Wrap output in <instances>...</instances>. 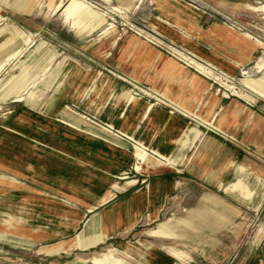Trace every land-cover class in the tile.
I'll list each match as a JSON object with an SVG mask.
<instances>
[{"label":"rangeland","instance_id":"1","mask_svg":"<svg viewBox=\"0 0 264 264\" xmlns=\"http://www.w3.org/2000/svg\"><path fill=\"white\" fill-rule=\"evenodd\" d=\"M76 1L83 3L94 15L80 21H75L76 16L67 18L65 6L70 0H0V132L18 144L16 149L27 152L31 157L29 168L22 164L0 167V182L4 184L0 189V264H96L100 259H95V262L91 259L106 253L104 247L113 248L114 255L126 260V264H147L139 262L138 252L141 248L137 246L142 243L148 248L147 244L155 242L148 237L147 228L170 218L185 217V209L201 208L203 204L197 200L203 192L225 201L226 194L219 187L209 184L193 186L189 180L188 161L185 162V158L192 153L195 139L187 131L180 133L171 151L164 154L175 160L174 168L160 165L154 173H147L150 166L133 155V140L118 131L130 108L129 102L115 100L124 90H128L141 105L153 104L154 113L170 111L186 128L195 127L209 134L211 140L214 138L230 144H241L230 134V127L249 124L252 128L254 112L264 116V99L254 95L243 83L249 82L248 77L260 75L255 72L254 65L264 60V0ZM173 1H176L178 11L175 5L176 8L170 6ZM155 27L165 28L173 37L159 33ZM218 27L225 30L221 31ZM218 32L232 38L239 35L246 45L251 43L254 46L257 43L251 49L254 51L252 54L238 59L243 64L239 66L240 71L234 74L233 70H225L220 65V62L226 65L235 63L232 54H224V50L219 48L221 42L216 40V35L220 34ZM125 40H128L127 43L135 41L139 48L130 51ZM227 44L232 43L227 41ZM191 45H195L196 50ZM144 46L161 53V59L184 71L189 81H175L172 70L167 66L169 64L163 67V71L152 75L159 63L154 59L144 61ZM200 67L209 70L210 75L202 72ZM71 77L77 81L83 78L82 85L78 84L81 86L75 92L59 93L65 81ZM193 81L206 87L195 93L194 97ZM243 95H250L253 99L249 101ZM208 97L214 98V105L206 113L204 100ZM30 98L45 101V112L30 106L27 102ZM237 101L241 104H237ZM113 105L118 106L117 112L105 117L106 113L112 111ZM238 105L253 114L250 119L245 113H238L236 117L232 111ZM182 110L192 111L206 121L211 119L213 113H217L213 121L224 113L227 124L221 125V131L207 129L200 118L185 116ZM22 113L36 121L44 120L85 137L87 142L82 145L88 149L79 148L76 153L58 148L53 143L68 142L58 136L53 138V132L33 122L28 134L19 132L15 129L16 125L12 128V124ZM64 113L74 115L79 129L61 122ZM144 113L141 109L134 121L133 137L163 138L165 133H160L147 121L150 113ZM111 120L113 128H108L106 125ZM42 133L48 134L46 139L42 138ZM201 141L194 152L199 149ZM241 145L250 148L244 142ZM90 146H93V150L111 151L110 147L114 148L116 155L122 151L126 153V160L129 157L130 161L124 168L126 174L121 175L116 171L113 176H108L109 173L104 171L109 167L106 159L104 163L101 161L104 155L100 151L97 154L88 153ZM136 164L143 170H136ZM118 167L121 165L116 164L115 170ZM100 175L108 176L105 183ZM123 176L126 178H121ZM154 177L172 181L175 184L173 191H176L164 204L158 223L150 224L145 230L136 224L134 233L106 238L105 242L96 246L81 248L76 245L82 238L95 235L105 228L102 210L113 203L106 202L88 212L89 201L73 202L71 199H91L89 195L82 197L80 194L84 191L91 194L97 191L95 188L100 184L109 191L115 184L120 186L135 180L133 184H127L129 191H132L148 184ZM233 182L229 183H232L230 189L240 190L242 185L239 183L237 186L240 188H237ZM193 191L196 195H188ZM44 202L58 211L53 209L54 215H47L39 211V205L38 211L27 214L11 208V205L19 203L37 204L36 207ZM221 204L227 207V212L237 208L233 203ZM8 215L24 216V220L18 223L20 231L34 225L35 228L39 225L45 228L39 235L27 238L32 241L31 244H21L17 240L19 236H27L23 232L11 229L9 235H5L4 230L13 227L10 224L2 227V220L17 223ZM202 218L204 229L188 232L180 238L159 239V248L171 256L166 248L168 246L182 253L183 257L178 259L180 262L177 264H264V194L261 203L249 217L227 218L231 221L222 223L213 212H205ZM139 231H142L141 236ZM46 232L49 234L46 235ZM60 244L64 247L60 251L53 249ZM123 244L134 247L130 246V250H127L124 247L127 245ZM125 249L130 256H124Z\"/></svg>","mask_w":264,"mask_h":264},{"label":"crops","instance_id":"2","mask_svg":"<svg viewBox=\"0 0 264 264\" xmlns=\"http://www.w3.org/2000/svg\"><path fill=\"white\" fill-rule=\"evenodd\" d=\"M174 3H171L170 6L172 8L174 7L176 1H173ZM177 7V5H175ZM174 7V8H176ZM178 11V7H177ZM65 15L66 17L76 16L75 21L85 20L88 17H92L94 15L93 12H90L87 10L85 5L79 1L76 0H70V2L65 6ZM99 22L101 19H98ZM156 30H158L159 33H165L167 35H171L173 37V34L166 31L163 27H155ZM221 31H224L225 29H222V27H218ZM91 30V29H90ZM220 33V34H219ZM219 35H216V40L221 42V46L219 47L224 54H232L233 60L235 64H228L220 62V65L222 68H228L229 70H233L234 74L236 71H240V64L242 65V60H239V58L245 57L246 54H252L254 52L251 50L256 46L257 43H254V46L251 45V43H247V45L244 43V39L241 36L231 37L229 35H223L222 32H218ZM27 39V38H26ZM128 41V40H127ZM125 40V45H128L130 51H135L134 49L139 48L138 44L135 43V41L130 40L128 43ZM227 41L232 44H227ZM124 45V46H125ZM193 49L196 50L195 45H191ZM245 47V49L243 48ZM143 58H145L144 61H152L151 59L156 60V62L159 63V65L156 64V69H154L153 72H151L152 75H154L156 72L163 71V67H167L172 70V78L177 80L188 82V75L183 71H181L178 67L173 66L172 64L168 63L167 60L161 59V53L158 51H155L154 49H150L149 47H145L142 50ZM222 53V52H221ZM231 55V56H232ZM210 56L208 55V59ZM224 61H226L223 58ZM172 61V60H171ZM174 63V61H172ZM166 64H169L166 66ZM223 69V70H224ZM255 72L260 73L259 76L251 78L248 77L247 80L249 82H243L250 91L264 99V60L258 63H255L254 65ZM227 70V69H225ZM244 73V72H242ZM83 78L79 79L78 81L71 77L70 79L66 80L63 87L60 89V92L65 91H72L74 92L78 89V86H81ZM85 79V78H84ZM81 84V85H78ZM192 85V97H194L195 93H198V91H202L206 89L202 83H199L198 81L191 82ZM247 98V100L251 101L253 98L250 95H243ZM22 98V95H21ZM12 99L17 100V98ZM24 99V98H22ZM117 102L119 100L129 102L130 108L127 114H125L124 118L122 119V125L118 128V131L122 134L127 136L130 140H133V151L134 156L137 159L136 156V150L134 148V145L138 144L142 148H144L148 153L153 154L155 158H157L160 161V165H166L167 167L174 168L175 166V160L169 158L168 156L164 155L165 153L168 154L169 151H171V147L177 142V140L180 137V133H183V131H187L189 134L193 135L194 142L192 143L191 149L192 153L186 156L185 162L188 161L187 165V172L189 180L192 181L193 186H206V185H214L219 187V189L222 190L223 193L226 194L225 201L229 203H233L236 205L237 208H234L236 210L228 211L227 207L222 205L221 203L224 202V200L218 198L216 195L211 193H201L199 196L197 202H202L203 206L201 208H193V209H185L186 216L185 217H178V218H170L168 220H165L163 222L158 223V220L162 216V209L165 203L168 202V197L170 195L174 194L176 191L173 187L175 184L171 181L168 182L160 177H154L151 178L148 181V184L141 186L140 188L134 189L132 191H129V186L127 184H133L135 180H131L129 182H124L120 186L115 184V186H111L112 190L106 191V188L104 185L100 184L102 181L103 183L106 182L105 179L108 178V176H113L115 172L117 171L121 175H125L126 172L124 171V168L130 164L129 157L126 160V153H124L122 150L120 155L115 154V149L111 148V151L104 150V149H97L93 150V146H90L88 153L91 152V154H97V152H101L102 155H104L101 158L102 163L106 159V164L110 167H107L106 171L109 173L108 176H101L102 179L99 184L103 186L101 188L100 185H98L97 191L91 192H83L80 194L82 197L84 196H91L90 198H82V199H71L73 202H90L91 205L87 207V211L90 212L93 209H96L98 206L106 203V202H112L113 205L108 206L102 210L104 215V223L105 228L90 237L82 238L76 245L78 247H88V246H96L100 242H105L106 238L110 237H116L119 235H125V234H132L134 233L135 225L138 224L139 228L142 230H145L147 226H149L152 223L157 222L155 224V227L147 228L148 229V237L153 240L154 243H150L152 245H148V248L145 246L146 244L139 243L137 246L141 248L138 252V256L140 258L138 259L139 262H148L147 264H177L176 262H180L178 259H181L182 253L177 251L173 247H166L167 251L171 253L167 254L162 250V248L158 246V240H163L165 238H180V236H183L185 234L189 233H195L197 231H200L205 228L203 225V216L205 217V212H213L215 214V217L218 219V221L224 222H230L232 218L247 216L249 217L251 213L254 212V208L259 206V204L262 201V196L264 194V183H261V181L264 182V116L262 114L254 112V126L250 128L249 124L242 125L239 127V124H236L234 128L230 127V134H232L238 142L241 144L244 142L247 146H250L249 149L243 148L241 144H238L237 142L235 144H230L227 142H223L222 140L216 141L214 138L211 140V136L209 134H205V131H201L195 127L192 128H186L185 125H183V122L174 118L172 116V112L170 111H160L163 114L154 113L155 106L153 104H146L141 105L139 102H137V99L135 97H131V94L128 90H124L123 94H120L115 99ZM30 106H32L34 109H37L40 112H45V106L47 105L44 101H35L34 98H30V100L27 101ZM162 103H166L163 100H160ZM116 103V102H115ZM237 104H241L240 102H236ZM235 104V105H237ZM120 105V104H119ZM153 105V106H152ZM214 105V98L208 97L204 100V112H209L210 107ZM144 110L145 113L148 111L150 115L148 116L147 121H149L150 125L153 128H158V131L160 133H165V136L163 138L158 139L157 136L151 137L149 139L146 136H134L132 135V127L135 126L134 121L139 116L140 111ZM183 109V108H181ZM118 106L113 105V109L111 112L106 113L105 117H109L110 114L113 115L117 112ZM185 113H183L185 116L191 115V117H198V115L192 111L182 110ZM236 114V117L239 116V114H246L248 118L253 115L252 113L247 112V110L241 106H235L234 111H232ZM229 112V113H232ZM144 113V114H145ZM213 113V112H212ZM239 113V114H238ZM244 114V115H245ZM217 116V113H213L211 115V119L200 118V121L206 125L205 128L210 129L214 128L216 130L221 131V125H226V117L224 113H221L218 115V117L213 121L214 117ZM16 121L13 126L16 125L15 129L19 132L28 134L30 131V123L33 122V124L39 125V127L45 128L46 130L49 129V131L53 132L51 136L54 138V136H58L59 138L66 140L68 143H60L55 142L53 145L57 146L58 148H66L71 150L72 152L76 153L78 152V149H83L88 147H84L82 144H86L87 140L85 137L77 135L75 132L71 133V131H67L64 128H60V126H57L53 123H47L44 120L42 122L36 121L35 118L31 119L30 116L27 114H21L18 115L17 118H15ZM14 119V120H15ZM74 115H71L69 113H64L63 120L61 122L63 124H66L70 128L73 129H79L78 123L75 121ZM110 122V121H108ZM41 123V124H39ZM113 121L111 120V123H107L108 128H113ZM50 126V127H49ZM54 126V127H53ZM87 129V128H85ZM186 129V130H185ZM254 129V130H252ZM85 132V130H82ZM43 134V133H42ZM169 134V135H168ZM40 135V134H38ZM48 134H43L42 138L46 139ZM123 135V136H124ZM8 135H5L3 132H0V167L2 166H10L13 167L18 164L26 165V167L31 166V157L27 152L21 151L18 147V144H16L13 140L10 138H7ZM172 138L171 140V137ZM202 140V141H201ZM196 141V142H195ZM201 141L199 145V149L197 152H194L196 150L198 142ZM217 142V143H216ZM23 147V144L20 143ZM15 146V147H14ZM191 146V144L189 145ZM109 148V147H108ZM190 149V150H191ZM9 151V152H8ZM87 153V152H85ZM190 153V152H189ZM195 154V155H192ZM125 155V156H124ZM192 158V160H191ZM184 159V158H183ZM139 160V159H138ZM142 161V160H140ZM182 161V160H181ZM192 161V162H191ZM30 162V163H29ZM143 164H146L142 161ZM116 164L121 167H118L115 170ZM147 165V164H146ZM160 165L155 166L154 168H149V173H154L157 168L160 167ZM136 166L134 168L136 169ZM109 168V169H108ZM103 170V169H102ZM141 170V168H140ZM143 170V168H142ZM141 170V171H142ZM42 176V175H40ZM107 177V178H105ZM121 178H126V176H123ZM100 181V180H99ZM207 183H206V182ZM234 181V182H233ZM230 182L234 183V187L240 188L237 186L239 183L242 185L240 190H232L230 189ZM3 183L0 182V189H3ZM109 185V183H108ZM263 186V187H262ZM233 187V188H234ZM115 191V192H114ZM117 192V193H116ZM107 194L109 196H107ZM194 194L196 195V192H189L188 195ZM250 194V195H248ZM202 196V197H201ZM261 200V201H260ZM167 201V202H166ZM132 204V205H131ZM136 204V205H135ZM37 204H30V203H19L11 205L12 207L17 208L22 213H29L38 211V207L40 205L41 208H39L40 212L47 214H53L55 211L53 209H56L54 206H50L48 203L38 204V206L35 207ZM35 207V208H34ZM56 211H58L56 209ZM54 215V214H53ZM103 216V215H102ZM8 218L16 220L15 223H9L6 220H2V227H4L6 224H10L13 228H7L4 230L5 235H9V231L11 229H17L18 233L23 232L22 234L27 235L25 236L26 239H24V236H19L20 238L17 240V242L21 244H31L32 241L28 240L27 238L35 237V235H39L45 227L42 225L37 226L40 228V231L38 228H35L34 224H30L33 227H24L26 231H20V227L18 225L20 220H24V216L18 215V216H11L8 215ZM202 218V220H201ZM231 218V220L227 219ZM12 220V222H14ZM28 222V219L25 220ZM21 222V221H20ZM30 222V221H29ZM68 222V221H67ZM9 225V226H10ZM68 226V223H67ZM103 226V227H104ZM142 226V227H141ZM22 228V229H24ZM50 231L51 228H49ZM47 231V230H45ZM139 235L141 236L142 231H139ZM44 234V233H43ZM49 233L46 232V235ZM151 235V236H150ZM23 238V239H22ZM26 241V242H25ZM127 245V244H123ZM156 245V246H155ZM134 245H127L124 246L127 248V250H130L129 247ZM145 247V248H144ZM52 248V247H51ZM63 247L62 244L58 245L57 247H53V249H56L60 251ZM46 249V248H44ZM43 250V249H41ZM104 250H107L106 253H104L100 257H92V261L95 262V259H100V262H95L96 264H126V260L122 258H118L114 255L113 248L110 247H104ZM143 250V251H141ZM151 250V251H150ZM124 251V256H130L128 251ZM147 251V252H146ZM144 252V253H143ZM151 252V253H150ZM83 260V259H82Z\"/></svg>","mask_w":264,"mask_h":264},{"label":"bare ground","instance_id":"3","mask_svg":"<svg viewBox=\"0 0 264 264\" xmlns=\"http://www.w3.org/2000/svg\"><path fill=\"white\" fill-rule=\"evenodd\" d=\"M179 53L183 54L180 51H179ZM200 69H202V72H204L206 75H210V71L209 70H204L203 67H200ZM213 78L217 79L216 77H213ZM134 148L136 150V156L138 157L137 159L142 160L144 163L147 164L148 167L150 166L149 167L150 169L154 168L155 166L160 165V161L157 158H155V156L153 154L148 153L144 148H142L138 144L134 145ZM139 168L140 167L137 166L136 170H140ZM147 173H149V170L147 171ZM23 238L26 239L25 236Z\"/></svg>","mask_w":264,"mask_h":264}]
</instances>
